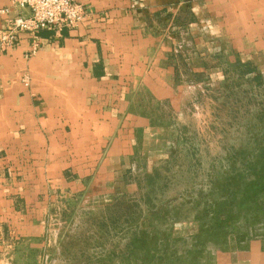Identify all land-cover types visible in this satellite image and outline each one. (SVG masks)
I'll list each match as a JSON object with an SVG mask.
<instances>
[{
    "label": "crops",
    "instance_id": "1",
    "mask_svg": "<svg viewBox=\"0 0 264 264\" xmlns=\"http://www.w3.org/2000/svg\"><path fill=\"white\" fill-rule=\"evenodd\" d=\"M78 1L87 12L78 27L42 31L35 53L22 33L0 56L2 258L45 233L60 203L104 192L138 134L155 129L128 103L142 87L173 92L194 80L217 91L231 55L264 69V0ZM12 5L0 0V28L30 14L2 12ZM240 255L220 258L264 264L263 242Z\"/></svg>",
    "mask_w": 264,
    "mask_h": 264
},
{
    "label": "rangeland",
    "instance_id": "2",
    "mask_svg": "<svg viewBox=\"0 0 264 264\" xmlns=\"http://www.w3.org/2000/svg\"><path fill=\"white\" fill-rule=\"evenodd\" d=\"M233 60L217 91L142 87L128 103L155 129L104 192L60 203L0 264H224L264 244V69Z\"/></svg>",
    "mask_w": 264,
    "mask_h": 264
},
{
    "label": "built area",
    "instance_id": "3",
    "mask_svg": "<svg viewBox=\"0 0 264 264\" xmlns=\"http://www.w3.org/2000/svg\"><path fill=\"white\" fill-rule=\"evenodd\" d=\"M15 6L28 9L30 14L13 16L7 20L4 28H0V56L18 44L22 33L32 36V53H35L40 46L42 31L60 33L65 27L75 28L87 16L78 0H13V5L2 12L10 14Z\"/></svg>",
    "mask_w": 264,
    "mask_h": 264
},
{
    "label": "trees",
    "instance_id": "4",
    "mask_svg": "<svg viewBox=\"0 0 264 264\" xmlns=\"http://www.w3.org/2000/svg\"><path fill=\"white\" fill-rule=\"evenodd\" d=\"M245 67H247V69H248L249 71H252V70H253L250 66H245ZM256 79L258 80V79H260V77H257Z\"/></svg>",
    "mask_w": 264,
    "mask_h": 264
}]
</instances>
